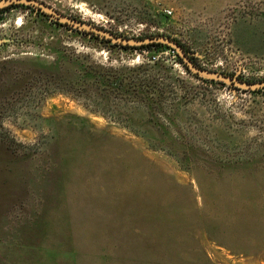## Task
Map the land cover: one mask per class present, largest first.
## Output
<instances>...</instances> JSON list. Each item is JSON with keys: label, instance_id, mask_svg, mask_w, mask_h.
<instances>
[{"label": "rangeland", "instance_id": "374dc122", "mask_svg": "<svg viewBox=\"0 0 264 264\" xmlns=\"http://www.w3.org/2000/svg\"><path fill=\"white\" fill-rule=\"evenodd\" d=\"M36 1L264 81V0ZM177 61L0 14V264H264V90Z\"/></svg>", "mask_w": 264, "mask_h": 264}, {"label": "water", "instance_id": "95a60500", "mask_svg": "<svg viewBox=\"0 0 264 264\" xmlns=\"http://www.w3.org/2000/svg\"><path fill=\"white\" fill-rule=\"evenodd\" d=\"M11 5H21L25 7L34 8L47 16L53 17L56 21L60 22L61 24L69 25L74 29L92 33L122 47L140 48L144 46L157 45V44L167 47L180 59L182 65L186 68L188 72L206 81L221 83L226 86L248 92L259 91L264 89V81L249 83L230 76H225V75L217 74L215 72H210L196 66L193 63V61L190 59L189 55L185 53L181 45H179V43H177L173 39L167 37L156 36V37H147L141 39L123 38L120 36H116L110 32H107L103 29H100L98 27H93L87 23H82L74 19H71L55 11L51 7L44 5L43 3L36 0H1L0 1V9Z\"/></svg>", "mask_w": 264, "mask_h": 264}, {"label": "trees", "instance_id": "16d2710c", "mask_svg": "<svg viewBox=\"0 0 264 264\" xmlns=\"http://www.w3.org/2000/svg\"><path fill=\"white\" fill-rule=\"evenodd\" d=\"M42 17H45L42 13L40 14ZM81 33L80 34H84L85 36H89V37H91L92 39H94V40H96V41H98V43L99 44H101L102 45V47H104V48H113V49H121V50H138V51H142V50H149V49H159V48H163V49H167V50H169L167 47H164V46H161V45H149V46H144V47H140V48H130V47H121L120 45H116V44H114V43H112V42H110V41H108V40H106V39H104V38H101V37H98V36H96V35H92V34H89V33H85V32H82V31H80ZM78 34H79V32H77ZM116 35V34H115ZM151 37H156V36H151ZM168 38V37H167ZM170 39H172V38H170ZM174 40V39H173ZM174 41H176V40H174ZM177 42V41H176ZM178 43V42H177ZM179 45H181V47L184 49V51H185V53L186 54H188L189 55V57H190V59L193 61V63L195 64V65H197V63H196V60L188 53V51L185 49V47L182 45V44H180L179 43ZM177 62H178V64H180L185 70H186V68L182 65V63H181V61H180V59L177 57ZM198 66V65H197ZM186 72L188 73V74H190L191 76H193L194 78H196V79H199V80H201V81H205V82H208V83H216V82H212V81H206V80H203V79H200V78H198V77H196L195 75H193V74H191L190 72H188L187 70H186ZM85 76H88V78L89 79H92L93 77H92V75H90V73H87V72H85ZM232 77V76H231ZM217 84H221V83H217ZM223 85V84H222ZM264 90V89H263ZM249 92H252V93H254V92H257V91H249Z\"/></svg>", "mask_w": 264, "mask_h": 264}, {"label": "flooded vegetation", "instance_id": "af4514ba", "mask_svg": "<svg viewBox=\"0 0 264 264\" xmlns=\"http://www.w3.org/2000/svg\"><path fill=\"white\" fill-rule=\"evenodd\" d=\"M15 7H24V8H27V9H29V10H31L32 12H35L36 14H38V17L39 16H41L40 14L42 13V12H40V11H38V10H36V9H34V8H31V7H25V6H21V5H11V6H7V7H4V8H2V9H0V14H2L3 12H6V11H8V10H10V9H13V8H15ZM43 14V13H42ZM45 17L44 18H46L48 21H50L53 25H55V26H57V27H62V28H66V29H70V30H72V31H75V32H79V33H81L80 31L81 30H78V29H74L73 27H71V26H69V25H65V24H61L60 22H58V21H56L53 17H51V16H47V15H45V14H43ZM42 17V16H41ZM68 17V16H67ZM69 18H71V17H69ZM71 19H74V20H76V21H79V22H82V21H80V20H78V19H76V18H71ZM82 23H85V22H82ZM87 24H89V23H87ZM89 25H91V26H93L92 24H89ZM93 27H96V26H93ZM99 28V27H98ZM101 29V28H100ZM82 32H85V31H82ZM85 33H88V32H85ZM89 34H92V33H89ZM82 35H84V34H82ZM92 35H94V34H92ZM115 35V34H114ZM85 36V35H84ZM97 36V35H96ZM116 36H119V35H116ZM99 37V36H98ZM120 37H122V36H120ZM91 38V37H90ZM123 38H125V37H123ZM136 39V38H135ZM137 39H141V38H137ZM117 45V44H116ZM122 47V46H121ZM177 57V56H176ZM197 66V65H196ZM199 67V66H198ZM225 76H227V75H225ZM231 77V76H230ZM241 80V79H240ZM250 83V82H249Z\"/></svg>", "mask_w": 264, "mask_h": 264}]
</instances>
